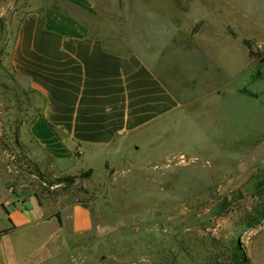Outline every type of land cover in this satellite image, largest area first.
Returning <instances> with one entry per match:
<instances>
[{"label":"rangeland","instance_id":"1","mask_svg":"<svg viewBox=\"0 0 264 264\" xmlns=\"http://www.w3.org/2000/svg\"><path fill=\"white\" fill-rule=\"evenodd\" d=\"M85 1L90 11L61 0H0V264H229L236 244L247 264H264V220L247 223L264 175V50L252 47L264 39L256 24L229 9L242 31L231 54L201 31L204 14L215 21L222 10L218 0ZM241 1L244 12L263 10L260 0ZM41 4L126 38L128 49L143 47L162 77H174L184 105L104 164L98 153L59 168L27 132L41 102L11 61L22 16ZM88 168L89 176L60 181ZM76 202L93 217L83 234L59 228ZM18 204L41 215L32 223L42 230L4 229Z\"/></svg>","mask_w":264,"mask_h":264},{"label":"crops","instance_id":"2","mask_svg":"<svg viewBox=\"0 0 264 264\" xmlns=\"http://www.w3.org/2000/svg\"><path fill=\"white\" fill-rule=\"evenodd\" d=\"M61 1L90 11L85 0ZM218 1L222 10L217 11L215 21L204 14L201 31L217 38L222 52L235 53L230 41L242 32L231 25L230 8L243 19L250 17L247 21L256 24L264 39V0H260L263 10L254 6L245 12L241 0ZM241 36L252 38L247 33ZM11 61L41 102L27 132L42 153L63 170H69L75 157L93 158L98 153L105 154L104 164L112 151L125 150L130 138L167 123L184 105L174 77H162L145 59L143 47L128 49L126 38L103 33L51 4L24 13L13 40ZM221 61L225 64V59ZM8 215L4 229L9 232L30 226L42 230L41 223H32L41 215H27L19 204ZM92 227L91 210L82 203H72L61 215L60 229L83 234Z\"/></svg>","mask_w":264,"mask_h":264},{"label":"trees","instance_id":"3","mask_svg":"<svg viewBox=\"0 0 264 264\" xmlns=\"http://www.w3.org/2000/svg\"><path fill=\"white\" fill-rule=\"evenodd\" d=\"M252 52L251 50L249 51ZM92 172L91 168H88L84 172L79 173L78 175H66L63 178H61V182H73L74 179L78 177H84L89 176ZM254 197H256L255 205L253 206V209L250 211V218L254 219L253 222H247L248 226L255 225L257 223H260L264 220V175L260 177L255 186L254 191ZM225 204L228 203L227 198L224 199ZM60 222V219H58ZM248 258L244 254L243 249L239 246V244H236L234 246L233 250V261L229 264H247Z\"/></svg>","mask_w":264,"mask_h":264},{"label":"built area","instance_id":"4","mask_svg":"<svg viewBox=\"0 0 264 264\" xmlns=\"http://www.w3.org/2000/svg\"><path fill=\"white\" fill-rule=\"evenodd\" d=\"M254 50H264V42H260V41H256L255 43H253L252 45Z\"/></svg>","mask_w":264,"mask_h":264}]
</instances>
